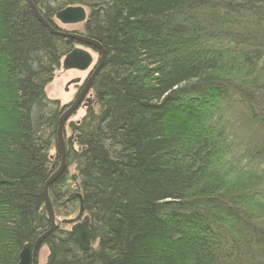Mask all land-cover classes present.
Masks as SVG:
<instances>
[{"label": "trees", "instance_id": "1", "mask_svg": "<svg viewBox=\"0 0 264 264\" xmlns=\"http://www.w3.org/2000/svg\"><path fill=\"white\" fill-rule=\"evenodd\" d=\"M30 1L51 24L86 8L106 53L49 189L76 216L82 195L92 247L56 226L46 264H264V0ZM74 48L0 0V264L50 228L64 113L45 89Z\"/></svg>", "mask_w": 264, "mask_h": 264}, {"label": "water", "instance_id": "2", "mask_svg": "<svg viewBox=\"0 0 264 264\" xmlns=\"http://www.w3.org/2000/svg\"><path fill=\"white\" fill-rule=\"evenodd\" d=\"M32 12L35 14V16L38 18V20L41 22V24L46 28V30L55 36L63 37L66 39L74 40L78 43L84 44L86 46H90L92 49L97 50L100 53V60L97 66V69L95 73L92 75L91 78L87 81L86 85L84 86L83 90L81 91L80 95L78 96L77 100L73 102V104L70 106L69 110L66 111L60 118L59 121V126H58V131H57V145L60 150L61 154V164L58 170L55 172L53 177L47 181L45 188H44V200L46 202V210L50 222V229L48 230L47 233L42 235L34 244L33 248L31 249L29 245H26L20 254V262L19 264H37L36 262V256L38 249L44 242V240L56 230V224H55V215H54V210L52 208V205L49 201L48 197V191L52 183L57 181L62 177V175L65 172L66 169V156H67V151H66V146L64 143V129L63 125L65 122L71 117V115L77 110V108L80 106L81 101L83 97L86 95V92L89 90V88L92 86L96 76L98 75L99 71L104 65V57H105V49L96 41L86 37V36H80V35H75L70 32H66L61 30L60 28L58 29H53V27L46 21L44 20L40 14L37 11L36 6L29 0H26ZM87 15L85 10L82 7H70L66 8L65 10L59 12L56 15V19L60 22V24L65 25V26H71V25H76L80 23H87ZM92 64V58L90 55L85 53L82 50L75 49L70 55H68L65 60L63 61V68L66 70L69 69H77V70H86L90 65ZM69 199L71 200H78L80 203V212L79 214L70 220H66L63 223L65 225L71 226V232L74 235L75 241L79 248L82 251H88L91 246H92V233L90 230V222L89 218L84 215V205H83V197L81 194H73L69 196Z\"/></svg>", "mask_w": 264, "mask_h": 264}, {"label": "rangeland", "instance_id": "3", "mask_svg": "<svg viewBox=\"0 0 264 264\" xmlns=\"http://www.w3.org/2000/svg\"><path fill=\"white\" fill-rule=\"evenodd\" d=\"M52 20H53V23H55L56 26H58V28H60L63 31L73 32V34L75 35L77 34L80 36H85L84 30H83L84 23L71 25V26H65V25H62L56 22L54 18ZM73 44L75 47L74 49H82V50L89 52L93 58V64L89 67V69L85 71H78L75 69L66 70L62 68V62H61L60 67L54 73L52 82L47 84L46 89H45L47 98H49L50 100L59 101L61 108H63V113L69 110L70 106L73 104V102L77 100L78 96L80 95L82 89L77 87V85H82L87 79L92 77V75L95 73L97 69V66L100 60V53L97 50L92 49L90 46H86L76 41H73ZM93 105H94V92H93V84H92V86L86 92V95L83 97L80 106L63 125L65 146L69 144V140L73 136L72 129H71L72 124L79 123L87 115L89 108L93 107ZM198 114H201V112H199ZM56 143H57V140H56ZM48 155L50 159L52 160H54L57 157V150H56L55 145L50 150ZM263 169H264V166L262 167L261 165H257V164L248 168L249 171H252V173L254 172L258 175H260L261 172H263ZM74 174H75V168L72 167L69 170V175H67L66 181H67L68 187L63 189L65 190L66 193H68V195H71L72 194L71 192L74 191L75 186L71 185V184H75L74 182H72V177L74 176ZM48 197H49V200L54 201V199L51 198L50 193ZM63 199L65 200V198ZM62 209H64V212L62 211ZM53 210H54V215H55L54 217H55L56 226H59L61 229L63 228V229L71 230V226L62 224V220L65 219L64 217H68V216L70 218H75L76 210L72 209L71 207H68L67 204L63 208L54 206ZM48 230L45 233H47ZM43 243L37 252V256H36L37 264H46L48 257H49V248L45 245L43 246ZM30 264H32V262Z\"/></svg>", "mask_w": 264, "mask_h": 264}, {"label": "bare ground", "instance_id": "4", "mask_svg": "<svg viewBox=\"0 0 264 264\" xmlns=\"http://www.w3.org/2000/svg\"><path fill=\"white\" fill-rule=\"evenodd\" d=\"M70 7H82L84 10H85V12H86V15H87V18H86V20H88V15H89V13L87 12L88 10H86V8H84L83 6H79V5H73V6H68L67 8H70ZM66 9V8H65ZM65 9H63V10H65ZM63 10H61V11H63ZM37 11H38V13L40 14V16L45 20V18H44V16L42 15V13L40 12V10L37 8ZM61 11H58L56 14H55V16H54V19H55V21L56 22H58V23H60L57 19H56V15L59 13V12H61ZM37 18V17H36ZM38 19V18H37ZM47 21V20H46ZM40 22V21H39ZM48 22V21H47ZM41 23V22H40ZM49 23V22H48ZM52 27H53V29L55 28V29H58V26H56V24L55 23H53V20H52V24L51 23H49ZM86 24V23H85ZM54 29V30H55ZM70 33H73V32H70ZM72 41H74V40H72ZM73 52V51H72ZM71 52V53H72ZM70 53V54H71ZM70 54H68V55H70ZM67 55V56H68ZM66 56V57H67ZM92 62H93V59H92ZM93 64V63H92ZM77 70V69H76ZM78 71H82V70H78ZM55 174V173H54ZM53 174V175H54ZM53 175L49 178V180L53 177ZM55 183V182H54ZM54 183H52V184H54ZM48 195H49V191H48ZM49 199V198H48ZM68 200H70L71 201V199H69L68 198ZM74 200H76V199H74ZM50 201V203H51V205H52V208L54 209V206H53V203H52V201L51 200H49ZM44 206L46 207V202H45V200H44ZM79 212H80V209H79V211H78V213H77V215L79 214ZM84 215H85V212H84ZM90 230H91V228H90ZM91 233H92V231H91Z\"/></svg>", "mask_w": 264, "mask_h": 264}, {"label": "flooded vegetation", "instance_id": "5", "mask_svg": "<svg viewBox=\"0 0 264 264\" xmlns=\"http://www.w3.org/2000/svg\"><path fill=\"white\" fill-rule=\"evenodd\" d=\"M88 80L89 79H87L82 85H77V87H79V88H81L83 90V88L86 85V83H87ZM79 91H80V89H79Z\"/></svg>", "mask_w": 264, "mask_h": 264}]
</instances>
